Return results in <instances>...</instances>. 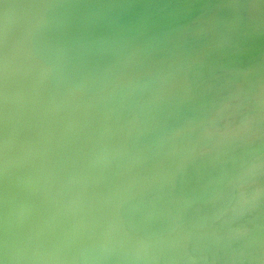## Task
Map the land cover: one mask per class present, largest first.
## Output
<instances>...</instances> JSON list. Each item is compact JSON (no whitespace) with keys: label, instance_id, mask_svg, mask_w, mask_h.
<instances>
[{"label":"clouds","instance_id":"obj_1","mask_svg":"<svg viewBox=\"0 0 264 264\" xmlns=\"http://www.w3.org/2000/svg\"><path fill=\"white\" fill-rule=\"evenodd\" d=\"M0 264H264V0H0Z\"/></svg>","mask_w":264,"mask_h":264}]
</instances>
